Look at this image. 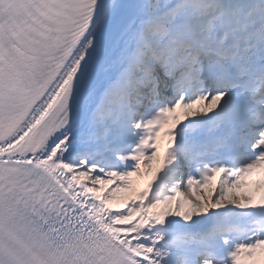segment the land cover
<instances>
[{
  "label": "snow or ice",
  "instance_id": "snow-or-ice-1",
  "mask_svg": "<svg viewBox=\"0 0 264 264\" xmlns=\"http://www.w3.org/2000/svg\"><path fill=\"white\" fill-rule=\"evenodd\" d=\"M0 264H264V0H0Z\"/></svg>",
  "mask_w": 264,
  "mask_h": 264
}]
</instances>
